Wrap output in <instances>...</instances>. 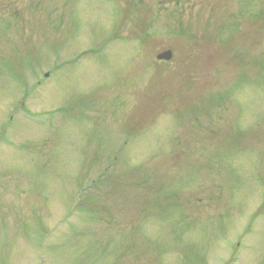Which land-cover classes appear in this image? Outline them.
<instances>
[{"label":"rangeland","instance_id":"1","mask_svg":"<svg viewBox=\"0 0 264 264\" xmlns=\"http://www.w3.org/2000/svg\"><path fill=\"white\" fill-rule=\"evenodd\" d=\"M0 264H264V0H0Z\"/></svg>","mask_w":264,"mask_h":264},{"label":"water","instance_id":"2","mask_svg":"<svg viewBox=\"0 0 264 264\" xmlns=\"http://www.w3.org/2000/svg\"><path fill=\"white\" fill-rule=\"evenodd\" d=\"M172 56V52L170 49H166L160 53L157 54V59L159 60H170Z\"/></svg>","mask_w":264,"mask_h":264}]
</instances>
